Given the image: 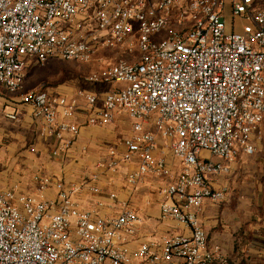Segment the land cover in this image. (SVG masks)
Listing matches in <instances>:
<instances>
[{
	"label": "built area",
	"instance_id": "built-area-1",
	"mask_svg": "<svg viewBox=\"0 0 264 264\" xmlns=\"http://www.w3.org/2000/svg\"><path fill=\"white\" fill-rule=\"evenodd\" d=\"M125 45L134 46L126 50L137 57L87 78L111 85L106 92L80 90L66 97L35 90L21 102L55 159H63L78 136L73 119L79 111L94 128L126 117L131 134L120 154L110 149L96 163L90 192L101 194L98 171L113 174L119 162L133 164L126 186L135 189L145 178L163 183L159 219L187 234L140 243L128 253L125 236L142 222L137 211L123 203L115 215H100L83 208L78 189L62 182L55 197L46 199L51 179L36 173V196L19 194L17 185L0 190V264L222 261L198 217L204 201L225 198V189L213 188L211 180L227 175L240 153L254 154L253 139L262 137L264 0H0V87L7 93L22 89L31 61L88 63L100 48ZM6 118L17 120L13 114ZM107 199L118 204L115 193Z\"/></svg>",
	"mask_w": 264,
	"mask_h": 264
},
{
	"label": "crops",
	"instance_id": "crops-1",
	"mask_svg": "<svg viewBox=\"0 0 264 264\" xmlns=\"http://www.w3.org/2000/svg\"><path fill=\"white\" fill-rule=\"evenodd\" d=\"M95 87L105 89L88 93H104L112 86ZM76 92L64 96L70 97ZM20 102L13 104L0 100L1 191L17 185L19 194L36 196L32 177L36 173H42L51 179V184L43 196L46 199L54 198L58 182L72 186L79 182L82 174H89L90 179L91 175L96 173V163L106 160L110 149L120 154L122 141L131 134V123L126 117L116 115L112 124L94 128L86 123L84 109L79 111L73 119L79 129L78 136L69 152L63 159H59L61 162L56 172L40 163L39 153H31L30 147H26L27 142L35 135L36 140H39L41 126L31 118L30 109ZM6 107L12 112H4ZM7 114L15 115L17 120H8ZM117 127L129 129V133L118 141L114 132ZM261 130V139H264L263 122ZM43 137L49 142L45 136ZM261 139H253L254 154L240 153L229 164L230 172L227 175L211 180L213 188L225 189V198L215 204L204 201L198 217L207 235L209 246H217L220 255L228 259V264H264V140L261 143ZM133 169V164L119 162L113 174L98 171L97 186L101 189L100 196L93 197L87 189L81 188L75 195L76 199L83 208L96 209L104 216L115 215L123 203L138 212L142 222L136 226L133 236H125L124 247L128 253L134 252L140 243L161 244L168 236L187 234L185 229L174 222L159 219L161 199L158 191L163 183L145 178L135 189L126 186L125 176ZM109 193L117 195V205H112L107 199ZM97 201H102L106 205L98 208L95 205ZM173 264L183 263L177 260Z\"/></svg>",
	"mask_w": 264,
	"mask_h": 264
},
{
	"label": "rangeland",
	"instance_id": "rangeland-1",
	"mask_svg": "<svg viewBox=\"0 0 264 264\" xmlns=\"http://www.w3.org/2000/svg\"><path fill=\"white\" fill-rule=\"evenodd\" d=\"M233 26L234 30L239 32L242 27V23L236 19ZM226 29H230L228 19H226ZM130 48L132 51H134V46L130 45H125L122 48H100L95 52L93 58L88 63L60 59H50L43 63L31 61L27 64L23 72L24 77L22 89L15 93H7L0 87V100L13 104L18 103L25 94L35 90H42L48 94L61 96L72 94L78 90H84L87 92H98V90H104L105 87L97 88L95 85L89 83L87 78L91 75L99 76L110 65L118 62L119 60H132L133 58L137 57L136 53L132 52L131 54L127 52L126 49ZM20 103L21 105H24L22 102ZM4 112H12V110L6 107ZM114 132L117 139L116 141H118V139H122L129 133V129L125 127H117L115 128ZM35 137L36 135L31 141L27 142L28 145L26 147H30L29 152L34 154L39 153V155H41L39 158L40 163H44L46 168L53 169L57 172L56 169L59 168V162H61V160L55 159L53 156H51L50 143L45 141L42 133L41 135L38 134L39 140H36ZM261 140L262 141L260 142L262 143L264 139ZM33 147H38L39 149H35ZM38 170L40 171L41 168ZM80 176L79 182L77 181V184L72 185L78 189L76 193H78L81 188H84L87 189V191L93 197L96 196L89 190L90 179L88 177H90V175L82 174Z\"/></svg>",
	"mask_w": 264,
	"mask_h": 264
},
{
	"label": "trees",
	"instance_id": "trees-1",
	"mask_svg": "<svg viewBox=\"0 0 264 264\" xmlns=\"http://www.w3.org/2000/svg\"><path fill=\"white\" fill-rule=\"evenodd\" d=\"M212 264H228V259L223 258L221 262H218V263H212Z\"/></svg>",
	"mask_w": 264,
	"mask_h": 264
}]
</instances>
